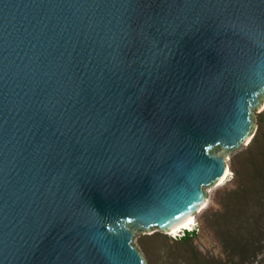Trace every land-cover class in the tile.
Wrapping results in <instances>:
<instances>
[{"label": "water", "instance_id": "obj_1", "mask_svg": "<svg viewBox=\"0 0 264 264\" xmlns=\"http://www.w3.org/2000/svg\"><path fill=\"white\" fill-rule=\"evenodd\" d=\"M264 100V0H0V264H145Z\"/></svg>", "mask_w": 264, "mask_h": 264}, {"label": "rangeland", "instance_id": "obj_2", "mask_svg": "<svg viewBox=\"0 0 264 264\" xmlns=\"http://www.w3.org/2000/svg\"><path fill=\"white\" fill-rule=\"evenodd\" d=\"M252 121L249 141L227 157L230 175L205 187L192 230L135 234L145 264H264V100Z\"/></svg>", "mask_w": 264, "mask_h": 264}, {"label": "bare ground", "instance_id": "obj_3", "mask_svg": "<svg viewBox=\"0 0 264 264\" xmlns=\"http://www.w3.org/2000/svg\"><path fill=\"white\" fill-rule=\"evenodd\" d=\"M230 175V170L227 168L225 171V174L223 175V177L218 181V186L221 185L226 179L227 177ZM206 201V200H205ZM205 202L202 203L199 207V209L194 212L191 216L187 217L186 219L173 224L172 226L168 227L167 230L165 231L167 234H176L179 233L183 230H192V228L195 226L196 224V215L201 211L202 207H204Z\"/></svg>", "mask_w": 264, "mask_h": 264}, {"label": "trees", "instance_id": "obj_4", "mask_svg": "<svg viewBox=\"0 0 264 264\" xmlns=\"http://www.w3.org/2000/svg\"><path fill=\"white\" fill-rule=\"evenodd\" d=\"M185 236H187L186 238H188V236H190V233L187 232V234Z\"/></svg>", "mask_w": 264, "mask_h": 264}]
</instances>
